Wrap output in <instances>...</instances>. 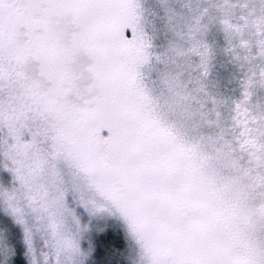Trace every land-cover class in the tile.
<instances>
[{
	"label": "snow or ice",
	"instance_id": "obj_1",
	"mask_svg": "<svg viewBox=\"0 0 264 264\" xmlns=\"http://www.w3.org/2000/svg\"><path fill=\"white\" fill-rule=\"evenodd\" d=\"M247 3L0 0V264H264Z\"/></svg>",
	"mask_w": 264,
	"mask_h": 264
},
{
	"label": "rangeland",
	"instance_id": "obj_2",
	"mask_svg": "<svg viewBox=\"0 0 264 264\" xmlns=\"http://www.w3.org/2000/svg\"><path fill=\"white\" fill-rule=\"evenodd\" d=\"M209 40L217 42L218 51V72L220 76L221 88L226 91H231L234 86V77L238 75L237 70L229 63V59L225 56L222 51L223 36L222 34L213 31L209 35ZM241 55H244L243 50H241ZM264 94V93H262Z\"/></svg>",
	"mask_w": 264,
	"mask_h": 264
},
{
	"label": "clouds",
	"instance_id": "obj_3",
	"mask_svg": "<svg viewBox=\"0 0 264 264\" xmlns=\"http://www.w3.org/2000/svg\"><path fill=\"white\" fill-rule=\"evenodd\" d=\"M262 9H264V0H248L246 14L249 17L250 23L257 15L261 14Z\"/></svg>",
	"mask_w": 264,
	"mask_h": 264
}]
</instances>
